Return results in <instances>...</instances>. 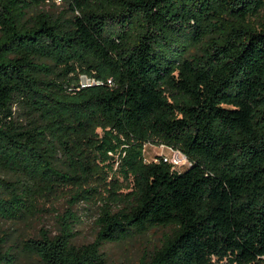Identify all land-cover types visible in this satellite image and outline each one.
<instances>
[{"label": "trees", "instance_id": "1", "mask_svg": "<svg viewBox=\"0 0 264 264\" xmlns=\"http://www.w3.org/2000/svg\"><path fill=\"white\" fill-rule=\"evenodd\" d=\"M55 1L0 0V223L73 187L88 199L82 186L107 174L131 191L105 202L92 243L72 242L69 212L53 237L3 233L0 264L19 251L31 264H104V244L154 229L169 231L139 264H264V0L41 8ZM145 144L188 163L145 162Z\"/></svg>", "mask_w": 264, "mask_h": 264}, {"label": "rangeland", "instance_id": "2", "mask_svg": "<svg viewBox=\"0 0 264 264\" xmlns=\"http://www.w3.org/2000/svg\"><path fill=\"white\" fill-rule=\"evenodd\" d=\"M64 7L62 0H56L54 6L46 4L41 8L58 14V12L63 11ZM80 79L81 83H87L83 76ZM19 123L24 124L21 118H19ZM97 131L100 133V130ZM158 152L159 150L154 147V144L147 146L146 157L150 159ZM4 176V172L0 170V178ZM105 177V183L99 178H91L88 184L82 186L86 190L95 189L84 194L88 199L72 200L70 195L77 190L75 187L56 194L42 196L35 203L36 207L27 221L16 224L0 223V239L3 233L10 234L12 239L38 238L39 233L43 231H48L49 235L53 237L59 233L58 218L60 215L72 212L75 216L73 218L74 238L72 242L77 246L92 243L99 231L97 221L105 202H111L112 198L122 197L131 191V188L128 187H111V175L107 174ZM112 192L117 193L112 196ZM110 207L114 208V206ZM168 231V229H154L144 236L135 237L127 242L104 244L101 247L104 264H139L144 256L160 246L163 235ZM16 264L31 263L29 258L22 251H19Z\"/></svg>", "mask_w": 264, "mask_h": 264}, {"label": "built area", "instance_id": "3", "mask_svg": "<svg viewBox=\"0 0 264 264\" xmlns=\"http://www.w3.org/2000/svg\"><path fill=\"white\" fill-rule=\"evenodd\" d=\"M84 77V76H83ZM86 80H87V83L86 84H83L81 83V86H88V85H91L93 83H98L97 81L95 80H91V79H88L86 77H84ZM150 145H153V144H145L144 145V161L145 162H159V161H162L164 163H168L172 166L173 169H176V170H181L185 165H187V158L186 156L180 152L179 150L177 149H174L172 147H169L167 145H164V144H154V147L156 149L159 150V152L157 154H155L152 158H147L146 157V148L147 146H150Z\"/></svg>", "mask_w": 264, "mask_h": 264}]
</instances>
